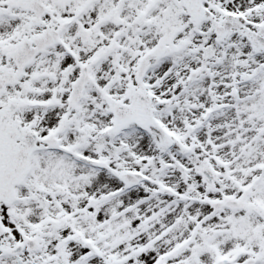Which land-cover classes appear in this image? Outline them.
<instances>
[{"label":"snow or ice","instance_id":"1","mask_svg":"<svg viewBox=\"0 0 264 264\" xmlns=\"http://www.w3.org/2000/svg\"><path fill=\"white\" fill-rule=\"evenodd\" d=\"M0 264H264V0H0Z\"/></svg>","mask_w":264,"mask_h":264}]
</instances>
